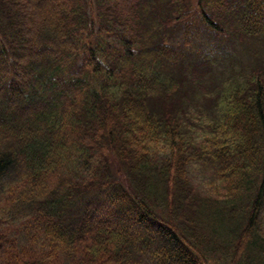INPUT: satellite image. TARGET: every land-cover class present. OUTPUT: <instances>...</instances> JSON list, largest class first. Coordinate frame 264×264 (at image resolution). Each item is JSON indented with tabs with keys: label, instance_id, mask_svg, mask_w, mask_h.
<instances>
[{
	"label": "trees",
	"instance_id": "16d2710c",
	"mask_svg": "<svg viewBox=\"0 0 264 264\" xmlns=\"http://www.w3.org/2000/svg\"><path fill=\"white\" fill-rule=\"evenodd\" d=\"M257 35L264 0H0V264H264V59L213 65Z\"/></svg>",
	"mask_w": 264,
	"mask_h": 264
},
{
	"label": "rangeland",
	"instance_id": "374dc122",
	"mask_svg": "<svg viewBox=\"0 0 264 264\" xmlns=\"http://www.w3.org/2000/svg\"><path fill=\"white\" fill-rule=\"evenodd\" d=\"M191 4L194 3V0H188ZM229 50V51H227ZM228 55L234 57V61H227L224 59L222 63L217 66V61L214 62V74L220 75L221 71L229 73L230 70L234 68L237 71L247 70L254 63L256 59H264V37L257 35L252 38L246 39L242 43H238L235 48H227ZM225 51V53H226ZM221 56V55H219ZM221 59V57H219ZM220 61V60H219Z\"/></svg>",
	"mask_w": 264,
	"mask_h": 264
}]
</instances>
